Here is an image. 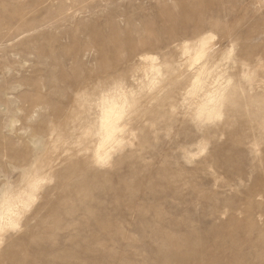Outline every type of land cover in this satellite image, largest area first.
Segmentation results:
<instances>
[{
    "label": "rangeland",
    "instance_id": "obj_1",
    "mask_svg": "<svg viewBox=\"0 0 264 264\" xmlns=\"http://www.w3.org/2000/svg\"><path fill=\"white\" fill-rule=\"evenodd\" d=\"M203 5L226 87L211 117ZM2 32L19 36L0 42V199L31 164L41 184L0 264H264V0H0ZM97 84L124 104L101 158L76 94Z\"/></svg>",
    "mask_w": 264,
    "mask_h": 264
},
{
    "label": "bare ground",
    "instance_id": "obj_2",
    "mask_svg": "<svg viewBox=\"0 0 264 264\" xmlns=\"http://www.w3.org/2000/svg\"><path fill=\"white\" fill-rule=\"evenodd\" d=\"M217 6L218 5L202 6L203 15L198 26V28L202 31V35L199 36L195 44V59L199 62V68L195 75L196 84L198 86L197 90H199L200 92V101L198 103V108L200 113H208L209 116L213 115L215 106L218 105L219 102L221 103V100L219 101V99L223 97L226 92L224 90L226 87L224 89H216V87L214 88L210 86V81L208 80L209 75L213 73L214 68L219 64L215 63L214 60V58H216V54L219 53V50H217V43L212 41L211 37L207 35L210 31L207 30V28L214 27L215 22L211 18L207 19V17H205L204 15V12H209V10L213 11L215 9L217 10L218 8H215ZM18 36L19 33L14 34L12 32H2L0 35V42L7 43L8 41H11ZM152 67H155V65H152ZM158 67L160 66H157V69H159ZM100 82L101 80L98 84H100ZM98 84L90 86V88L78 87L76 92L77 95L82 91L89 93L94 98V100L97 101V106L99 107V128L96 133L98 138L93 142V147L90 146L87 148L95 158H101L102 155L106 152L107 145L110 142H115L119 139V120L123 117L124 114V104L119 102L118 95L114 91H112L113 89H107L105 85ZM111 92L114 93L110 94ZM85 102V100H77V98L75 97L72 104L79 103V105L82 106L85 104ZM261 104L264 111V93L261 95ZM51 163L52 160H49L48 165H50ZM36 164L37 162L35 163V166ZM35 168L34 164L26 166L23 171L24 174L21 177L20 183L16 186L18 187V194L15 195L13 199L7 191L9 187L6 185L3 196L0 199V248L4 242L1 238L2 230H4L7 225L18 224V218L20 216L17 218L15 216L22 213L21 207H23L22 209H24L25 206H28L30 204V201H32L31 203H33V201H35L34 198H36V196L38 195L37 191L41 183L39 184L40 176L39 173H37L38 169Z\"/></svg>",
    "mask_w": 264,
    "mask_h": 264
}]
</instances>
